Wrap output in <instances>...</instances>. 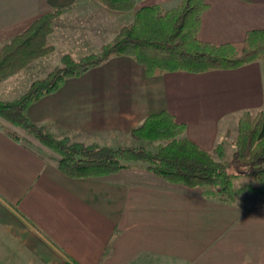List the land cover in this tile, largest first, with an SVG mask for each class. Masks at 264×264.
<instances>
[{
  "label": "crops",
  "instance_id": "1",
  "mask_svg": "<svg viewBox=\"0 0 264 264\" xmlns=\"http://www.w3.org/2000/svg\"><path fill=\"white\" fill-rule=\"evenodd\" d=\"M181 1L145 0L139 7L168 10ZM206 2L199 33L205 42L240 43L249 31L264 29V0ZM57 9L52 40L62 54L99 53L93 51L134 21L131 12L97 0H0V50ZM44 58L30 65L42 71ZM38 73L28 88L45 77ZM19 75L25 69L7 80ZM164 110L211 153L245 112L264 114V61L147 76L132 57L115 56L68 79L28 114L58 138L117 148L119 138H130L147 116ZM239 197L234 204L208 199L142 163L109 176L71 178L56 158L0 132V264H264V204Z\"/></svg>",
  "mask_w": 264,
  "mask_h": 264
},
{
  "label": "trees",
  "instance_id": "2",
  "mask_svg": "<svg viewBox=\"0 0 264 264\" xmlns=\"http://www.w3.org/2000/svg\"><path fill=\"white\" fill-rule=\"evenodd\" d=\"M97 1L114 11L131 12L134 21L124 26L99 53L79 59L65 54L59 66L47 77L33 81L19 98L0 100V132L26 147L31 142L17 129L34 138L58 156L59 170L71 178L109 176L132 167L131 163H142V167L166 181L208 199L234 204L239 195L250 192L258 194L264 204L263 113L253 116L245 112L241 116L235 148L229 156L225 158L223 145L216 148L222 161L185 136L187 125L166 110L147 116L131 131L136 140L159 142L156 150L144 145L114 148L72 142L67 136L58 138L30 118L28 109L33 103L57 92L68 79L79 77L115 56L132 57L143 66L147 76L179 71L203 73L264 61V29L249 31L240 43L217 45L201 40V20L208 9L206 0H182L179 6L168 10L158 4L139 7L145 0ZM61 14V9L45 14L3 46L0 84L54 50L48 45V37L55 18Z\"/></svg>",
  "mask_w": 264,
  "mask_h": 264
},
{
  "label": "rangeland",
  "instance_id": "3",
  "mask_svg": "<svg viewBox=\"0 0 264 264\" xmlns=\"http://www.w3.org/2000/svg\"><path fill=\"white\" fill-rule=\"evenodd\" d=\"M55 20H56V18H55ZM55 20H54V22H55ZM54 22H53V32L48 37V45L53 46L54 50L52 52H50L49 54L43 56V57H45L44 58V70L38 71L39 72L38 73L36 70L39 68V66H37L36 64H32L33 66H31L30 65L32 63L31 62L26 68H24L25 69V76L19 75L17 78L14 77V78H11L10 80H7L9 78V76H8L0 84V98H9V99L19 98L22 94H24L28 90V86H29L33 76L36 73H38V76H40V74H42L41 76L44 75L45 77H47L52 72L51 71L50 73H48L49 68H51V67L54 68L55 66L57 67L56 64H61L60 63L61 57L65 54L61 53L62 49L57 50L56 45L53 43L52 35L55 31ZM101 50H102V48L96 49L93 52H99ZM66 54L72 55L75 59H79V58L83 57V56H78V54H83L82 51L81 52L72 51V52L66 53ZM43 57H41V58H43ZM41 58H39V59H41ZM39 59L33 61V63H36V61H38ZM56 61H57V63H55ZM34 65H35L36 70L34 68ZM17 73H19V72H17ZM38 79H41V78H38ZM38 79H36V80H38ZM238 133H239V125H236L235 127L230 128L229 131L227 133H225V135L223 137V142L221 143V145H223L225 148V154H226L225 158H227L229 156V154L231 153V151L235 148V142H236V139L238 137ZM25 137L30 140V142H31L30 146L32 148H34L35 150H38V152L42 153L43 155L45 154L49 158L55 159L58 157L56 154H54L51 151H49L48 149L44 148L41 144H38L34 138L28 137L27 135ZM118 142H119V143H117L118 146H141V145L143 146L144 145L150 150H156L158 145H159V142H142V141L136 140L133 136H130V138L125 139L123 141L120 140V138H119ZM211 154L216 160H220V161L223 160V158L219 157V155L216 151V148L211 151ZM131 164H133V163H131ZM241 195H239L240 197L239 196L238 197H239V200L243 203L246 202V203L250 204L251 202H255L258 199H260V196L258 194H253L250 192H245ZM238 197H237V199H238Z\"/></svg>",
  "mask_w": 264,
  "mask_h": 264
},
{
  "label": "clouds",
  "instance_id": "4",
  "mask_svg": "<svg viewBox=\"0 0 264 264\" xmlns=\"http://www.w3.org/2000/svg\"><path fill=\"white\" fill-rule=\"evenodd\" d=\"M246 264H251V261H250V260H247V261H246Z\"/></svg>",
  "mask_w": 264,
  "mask_h": 264
}]
</instances>
